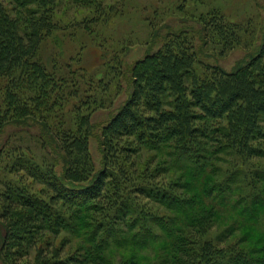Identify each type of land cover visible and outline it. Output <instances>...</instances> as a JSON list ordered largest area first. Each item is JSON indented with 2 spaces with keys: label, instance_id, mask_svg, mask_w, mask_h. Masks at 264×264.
Wrapping results in <instances>:
<instances>
[{
  "label": "trees",
  "instance_id": "16d2710c",
  "mask_svg": "<svg viewBox=\"0 0 264 264\" xmlns=\"http://www.w3.org/2000/svg\"><path fill=\"white\" fill-rule=\"evenodd\" d=\"M69 1L88 15L62 22L63 0H0L4 264H264V24L213 8L126 65L128 45L102 35L120 7ZM258 29L232 70L202 62L206 47L253 48ZM61 32L77 42L68 59L47 51ZM85 37L103 49L97 70ZM123 81L128 98L96 133L98 166L92 115Z\"/></svg>",
  "mask_w": 264,
  "mask_h": 264
},
{
  "label": "rangeland",
  "instance_id": "374dc122",
  "mask_svg": "<svg viewBox=\"0 0 264 264\" xmlns=\"http://www.w3.org/2000/svg\"><path fill=\"white\" fill-rule=\"evenodd\" d=\"M107 5L115 4L120 7L123 13L109 22L103 30V34L109 39L111 45L115 37V41H122L128 45L122 59L126 65L133 64L137 59L143 57L147 52L156 51L163 42V37L170 30L179 31L183 28H194L198 30L200 24L196 17L200 13H205L213 8L220 9L229 19L243 21L253 19L257 23L264 24V10L257 6L255 0H103ZM260 5H264V0H258ZM57 14L61 17L62 22H70V20H79L88 15L89 9L80 8L69 0H63L62 7L57 10ZM256 40L254 47L247 49L245 47H237L225 55H220L218 50L205 48L201 54V60L204 64L219 65L226 70H232L239 62L247 58L248 53L256 51L259 44L260 31L256 32ZM68 36L64 37L63 33H58L57 37L48 44L47 51L57 53L59 59H68L74 54V45ZM87 48L84 50V61L90 68H96L103 63V49L96 46L88 38H84ZM116 43V42H115ZM89 44V45H88ZM117 44V43H116ZM112 46V45H111ZM53 52V53H54ZM61 52V53H60ZM64 53V54H63ZM127 82L123 81V89L119 96L116 97L114 104L108 109H99L92 115L93 123L97 125L96 132L91 138V150L98 166L101 165V152L99 149L100 128L106 123L113 114L117 112L120 106L125 102L129 95V89H126ZM24 144L36 148L41 152L40 145L35 139L28 138ZM160 159L158 153L151 151L144 154ZM167 157V156H165ZM144 159V158H143ZM169 159V158H168ZM145 160V159H144ZM171 161V158H170ZM173 162V161H171ZM170 176H178L180 172L170 169ZM230 223V222H229ZM215 230L222 231L228 224H221ZM260 230V229H259ZM242 229H236L235 235H241ZM234 238L231 236L230 239ZM0 264H4L0 257Z\"/></svg>",
  "mask_w": 264,
  "mask_h": 264
}]
</instances>
